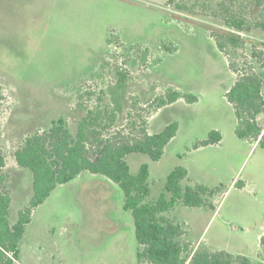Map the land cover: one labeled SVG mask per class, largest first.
<instances>
[{
    "label": "rangeland",
    "instance_id": "rangeland-1",
    "mask_svg": "<svg viewBox=\"0 0 264 264\" xmlns=\"http://www.w3.org/2000/svg\"><path fill=\"white\" fill-rule=\"evenodd\" d=\"M231 17L263 19L264 0H0V149L10 222L33 194L32 172L18 165L15 152L28 137L50 131L53 121L64 117L75 131L86 113L103 111L99 136L115 142H134L176 121L177 136L161 159L127 156L133 174L149 163L146 201L170 197L168 174L188 167L190 179L182 184L202 183L214 193L206 195L208 205L178 202L164 213L181 228L186 263L195 253L221 250L264 262V145L236 134L227 96L249 69L264 79V30L240 31L244 44L228 48L235 73L201 24L236 31L224 25ZM169 89L196 100L157 108L156 98ZM259 123L264 127V112ZM212 131L221 141L204 145ZM124 200L118 183L83 171L35 208L19 257L7 255L0 264L7 258L12 264H154L140 263Z\"/></svg>",
    "mask_w": 264,
    "mask_h": 264
},
{
    "label": "trees",
    "instance_id": "trees-1",
    "mask_svg": "<svg viewBox=\"0 0 264 264\" xmlns=\"http://www.w3.org/2000/svg\"><path fill=\"white\" fill-rule=\"evenodd\" d=\"M167 1L168 4L175 2ZM179 9L185 10L184 5H179ZM201 24L211 32L219 50L228 55L230 68L235 73L236 64L228 48L241 47L244 44L240 31H250L254 27L264 30V18L253 23H249L244 17L227 18L224 25L236 31L216 28L207 23ZM249 70L238 77L227 96L233 103L238 118L236 134L240 138H252L264 145V129L258 120V116L264 112V79L252 69ZM119 73L121 81L125 82L127 75ZM180 98L196 100L195 95L169 89L165 95L156 98L155 105L160 108ZM2 99L0 92V109ZM102 117L103 111L86 113L75 131L68 127L64 117H60L53 121L54 125L50 131L28 137L25 144L16 150L18 165L29 168L32 172L33 194L28 204L18 211L14 223L9 220L12 195L5 187L8 176L3 168L6 166V160L0 149V263L7 255L11 258L19 257V244L32 220L35 208L44 203L59 184L70 182L83 171H89L108 177L123 190L124 209L131 211L135 223L140 263L148 260L154 264H253L247 256L235 257L225 250L195 253L188 263L183 259L182 246L177 239L181 228L164 213L170 211L178 202L192 207L208 205L206 195L214 193L213 189L204 184L183 185L182 182L188 180L189 176L186 167L175 166L168 174L165 191L170 197L161 194L155 202L146 201L150 194L149 163H143L139 172L133 174L127 156L132 153H145L152 160L161 159L165 147L179 130L178 122L168 123L160 132H144L143 136L134 142H115L111 139L103 140L99 136L97 123H103ZM109 118L114 123V110L110 112ZM221 139L222 135L218 131H212L203 144L218 143ZM260 240L264 244V235ZM11 258H7V264L13 263Z\"/></svg>",
    "mask_w": 264,
    "mask_h": 264
},
{
    "label": "crops",
    "instance_id": "crops-1",
    "mask_svg": "<svg viewBox=\"0 0 264 264\" xmlns=\"http://www.w3.org/2000/svg\"><path fill=\"white\" fill-rule=\"evenodd\" d=\"M181 99V98H180ZM261 115V114H260ZM260 115H259V117H258V120H260ZM263 127V126H262ZM263 129H264V127H263ZM177 136V134L172 138V140L171 141H173L174 139H175V137ZM170 141V142H171ZM169 142V143H170ZM258 141H256V143H257ZM219 143V142H218ZM167 147V146H166ZM165 152H166V148H165V151H164V154H165ZM164 156V155H163ZM184 167H186V166H184ZM187 169H188V167H186ZM188 172H189V169H188ZM188 179H190V177L188 176ZM198 184H202V183H198ZM205 185V184H204ZM264 235V234H263Z\"/></svg>",
    "mask_w": 264,
    "mask_h": 264
}]
</instances>
